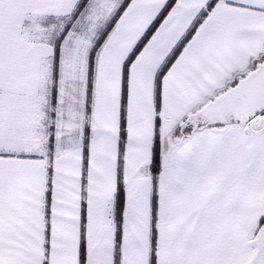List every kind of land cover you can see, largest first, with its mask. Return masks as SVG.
Segmentation results:
<instances>
[{
  "label": "snow or ice",
  "instance_id": "1",
  "mask_svg": "<svg viewBox=\"0 0 264 264\" xmlns=\"http://www.w3.org/2000/svg\"><path fill=\"white\" fill-rule=\"evenodd\" d=\"M0 264H264V0H0Z\"/></svg>",
  "mask_w": 264,
  "mask_h": 264
}]
</instances>
